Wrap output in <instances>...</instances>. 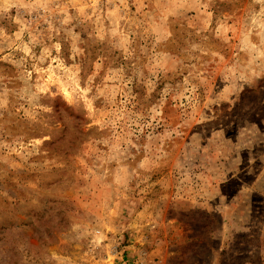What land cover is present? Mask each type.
<instances>
[{
  "label": "rangeland",
  "instance_id": "1",
  "mask_svg": "<svg viewBox=\"0 0 264 264\" xmlns=\"http://www.w3.org/2000/svg\"><path fill=\"white\" fill-rule=\"evenodd\" d=\"M0 264H264V0H0Z\"/></svg>",
  "mask_w": 264,
  "mask_h": 264
}]
</instances>
